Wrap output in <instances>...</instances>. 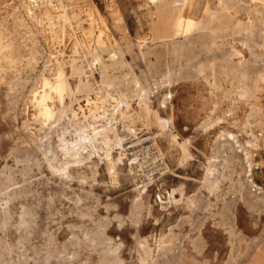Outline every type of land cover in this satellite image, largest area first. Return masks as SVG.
Returning a JSON list of instances; mask_svg holds the SVG:
<instances>
[{
  "label": "rangeland",
  "instance_id": "1",
  "mask_svg": "<svg viewBox=\"0 0 264 264\" xmlns=\"http://www.w3.org/2000/svg\"><path fill=\"white\" fill-rule=\"evenodd\" d=\"M229 4L228 32L176 35L151 0H0V264H264V5ZM59 69L92 91L61 102ZM114 98L128 115L110 121ZM88 123L124 137L115 175L102 150L67 169L61 144Z\"/></svg>",
  "mask_w": 264,
  "mask_h": 264
},
{
  "label": "bare ground",
  "instance_id": "2",
  "mask_svg": "<svg viewBox=\"0 0 264 264\" xmlns=\"http://www.w3.org/2000/svg\"><path fill=\"white\" fill-rule=\"evenodd\" d=\"M151 3L154 4V6L156 7L157 12H159V14L167 15V20L168 21L166 23L168 24L169 29L174 31L176 33V35H178L180 32L182 33V31H184V33L185 32L188 33L193 28H196L197 26H201L202 29L206 28V30H207V28L211 29L213 35L220 34V32L226 33V32H228L231 29V27H230L231 25L229 24V22L225 21L226 18L223 16L224 12L226 13V12H229V11L232 10V5L230 6V4H229L230 0H221L220 3H222V6H223L221 13L220 14H218L216 12L209 13V20L207 22L204 21L205 19L204 20L202 19L200 22H198V21H196L197 19L194 20L192 18H186L185 17V12H186L187 8L192 5V0H151ZM252 3H254L256 6L259 3L264 5V0H252ZM219 6H221V5H219ZM28 11L30 13H32V8L29 7ZM256 11H257V13H261L260 9H257ZM157 12H155V13H157ZM227 14H230V13H227ZM90 17H92V16H90ZM204 18H206V17H204ZM262 18H264V14L262 15ZM228 19H229V17H228ZM215 22H218V25L211 27V25L214 24ZM261 24H264V20L261 21ZM257 26H258L257 24L244 23L241 20H237L236 23L234 24V29L233 30L239 29V31L244 32L246 35L252 36L254 34L255 28ZM200 31H201V29H200ZM208 32H210V31H208ZM156 35L158 37L157 33H156ZM210 35H211V32H210ZM182 45H184V44H182ZM111 52H114V54L112 55V60H113V64L112 65H115L117 63V61L115 59H118V57H116L117 56L116 50L114 51L112 49ZM117 52L120 54V52L118 50H117ZM237 54H240V53L237 52ZM101 67L103 69V74H104V73L107 72V68L109 67V65L101 63ZM73 72H74V74H78L80 77L83 76V75H86V72L82 71L79 68L74 69ZM105 82L109 86L110 83H111V80L107 79ZM135 83L137 85L139 84V82L137 80H135ZM45 85L49 87L51 93L55 92L60 97L61 102H63L65 94H68V95L72 96V95H75L76 93H79V92H86L87 93V92H91L92 91V87H91V84L89 83V81L88 80L83 81L82 79H80L79 83L77 85V88H75L76 90L74 92L72 90L71 86H70V83L68 81V78H67L64 70H62V69H59L57 71L54 81H50L49 79H45ZM51 93H47V91L44 90L42 93H39V94L35 95V101L40 106L39 109H41L40 114L42 112L43 117H45V119H48V120L53 116V110H54V109H52L53 106L51 108L50 107L51 105L48 104V99L50 98V94ZM115 100L117 101V104L114 106L113 109H111V112H108V110L106 112L104 111L106 113V115H107L106 117L110 121H115L118 118V116L123 118L127 114V110L124 109L125 110L124 111L121 108V105L124 104L125 101L122 98L120 100H118V99H115ZM87 101H88V104L91 103V100L89 98H88ZM142 101H143L142 105H145V110L147 112H149L150 106H148V103L145 100H142ZM126 104H127V102H126ZM162 105H163V103H162ZM145 110H143V111H145ZM40 114H39V116H40ZM97 118H99V117H97ZM159 120L162 121L161 118H159ZM162 128H165V126H162ZM130 130H132V129H130ZM76 133H78V135L76 136L75 139H73L72 141H68V140L64 139V141L61 144L62 145L61 148L63 150L62 152L64 153L66 158H69L68 161L66 162L67 169H68V166L70 164L82 165L86 160H90V159L93 160L92 156H96L97 155L98 157L101 158V155H100L99 152L102 150L104 152V155H105L104 159L107 161L106 165L109 168L108 171H110L111 173H114V175H115L116 170L118 168H120L121 165L124 164V156L127 155L126 152H125L126 149H125V139H124V137L120 136L114 128H108L107 126L106 127L103 126V128L100 129V128L96 127L94 124H91V123L84 124L83 126H81V128ZM111 133H113L114 137L110 136ZM182 148H183L184 152L187 149L184 145H182ZM117 150H119V152L117 153V155H114L115 151H117ZM87 152H88V155L85 154ZM212 171H214V169ZM212 185H213V183H212ZM169 195H170V197L171 196L173 197L174 192L169 193Z\"/></svg>",
  "mask_w": 264,
  "mask_h": 264
}]
</instances>
